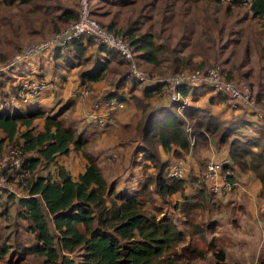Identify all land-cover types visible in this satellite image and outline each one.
Returning a JSON list of instances; mask_svg holds the SVG:
<instances>
[{
    "label": "trees",
    "instance_id": "trees-1",
    "mask_svg": "<svg viewBox=\"0 0 264 264\" xmlns=\"http://www.w3.org/2000/svg\"><path fill=\"white\" fill-rule=\"evenodd\" d=\"M233 3L239 4V1L234 0ZM230 7L231 3H227L225 10L228 12ZM246 8L252 16L264 18V0H251ZM188 9L189 4L184 10ZM106 26L113 29L111 24ZM139 28V17L138 21L135 17L124 28L117 29L129 35L137 60L142 59L159 66L167 63L169 69L177 70L183 58L175 56L180 52L179 48H182L179 47L182 41L172 46L156 40V36L148 30L136 33ZM183 35L184 32L181 38ZM70 43L75 45L78 57L85 56L91 44L106 53L103 58H97L91 67L80 71L79 84H90L102 78L109 56L116 50L84 35ZM213 64L224 70L219 63ZM4 75L14 77L15 74ZM127 76H120L116 87L121 86ZM19 81L10 82L4 91L6 95L17 88ZM199 86L207 85L203 83L190 87L183 84L180 90L182 94L190 91L194 96ZM159 90V83L148 82L141 89L142 95L147 97L157 95ZM214 94L219 95L217 92ZM104 95L126 99L116 88ZM17 103H12L11 107L0 104V152L6 147H17L22 154L20 166L15 168L20 176H7L14 179L25 193L15 196L9 192L6 195L17 203L16 215L26 220L25 227L34 238L31 244L21 247L20 253L42 255L43 264H175L174 248L179 242L185 241L186 232L171 214L154 203L152 191L166 202L170 201V195L178 192L179 198L172 202V211L182 213V221L190 223L194 231L202 230L199 223L190 218L193 207L200 204L197 201L199 199H190L185 194L184 175H166L167 159L159 156L160 147L176 156L188 149L189 139L184 119L166 105L150 107L138 126L141 142L134 150L142 151L146 159L142 167L148 161L155 164L152 181L151 177H146L139 187L116 188L114 180L107 181L97 156L87 147L88 136L83 128L65 122L60 116L61 112L40 106L24 108L21 107L24 102ZM181 111L193 120L195 143L207 141L210 134H217L216 142L228 145L232 166L240 171L251 170L260 180V191L264 196V142L257 137L240 138L232 135L233 128L223 124L221 119L203 107L187 104ZM37 119H41L39 126ZM260 119H264V116ZM174 143L177 147L173 146ZM72 147L80 149L86 159L84 169L75 177L58 161V156L68 153ZM24 171L27 173L23 174ZM228 178L233 180V174H229ZM150 182L154 183L153 187H149L152 186ZM201 187H205L204 184ZM144 191L150 197L152 208L142 205L144 199L140 198V194ZM200 191L203 194L201 196L207 198L209 194L202 188ZM213 222L207 223L210 225ZM6 251L7 244H1L0 257ZM214 255V264H237L224 259L225 251L222 248L214 251ZM261 263L264 264V260Z\"/></svg>",
    "mask_w": 264,
    "mask_h": 264
},
{
    "label": "rangeland",
    "instance_id": "rangeland-1",
    "mask_svg": "<svg viewBox=\"0 0 264 264\" xmlns=\"http://www.w3.org/2000/svg\"><path fill=\"white\" fill-rule=\"evenodd\" d=\"M122 1L124 4L127 2V4L124 5V7L118 6L114 10L116 11V13L119 12L120 15H124V13L125 15L121 18L115 16V19H120V21L114 26L112 25L113 29H109L115 33L129 36L128 34L122 33V31H117V29L124 28L129 23V21H131L135 17L138 21V17L141 16L140 23L142 24L143 22V24L146 23V25H140V28L136 31V33L144 30H152L156 33V40L164 41L165 43L172 44V46L176 45L178 41H182L183 43H179V47L181 46L182 48H179L177 45V47L180 49V52H178L175 57L180 56L183 58V60L181 61V63H179V68L174 71H178L184 68L205 67L213 63H219L221 66H223V71L227 75L245 77L241 72H239V74L232 73L233 67H237L238 69H240V71L243 72L249 67V63L253 62L252 56H260L264 53V42L261 43L255 41L254 44L250 45V47L248 48L244 59L242 58V46L244 44V41H247L248 39L246 38L247 35L253 34L255 36L253 38L257 41H259V39L261 38H264V29L255 30L254 26L256 22L261 20L252 18L251 14L248 15L250 17L246 16L243 20L240 18L242 13L247 14V8L245 4L235 3L236 5H234L232 2L234 0H221L220 2H217L215 0H211L210 2H207L206 0ZM227 3H231L232 9L228 14L225 13V6ZM188 4L189 9L185 12L184 9H186V6ZM17 13V4L15 1L0 0V59L2 60L10 58L15 52L20 51L23 47L28 46L35 41H38L39 39L52 32L46 31L47 33L45 32L42 34L36 32L32 35L25 34L23 31V27L17 28L19 26L17 23ZM94 16L102 24L107 25V22L103 20V18H99L96 15ZM238 17L240 20L235 21L234 19ZM243 23H246L247 26L243 29L244 31L242 33L239 32L241 34L240 36L232 29L238 28ZM183 32L185 33V35H183V38H181ZM244 33L245 35H243ZM237 36L238 38H243L238 39L236 38ZM234 39H236L237 41H234ZM91 45H94V47H96L95 44ZM91 45L89 49L92 51L89 54L90 58L88 59V64L93 63L97 60V58H101L96 54L94 47ZM112 59L114 61L108 62L107 69L103 74L105 82H108V87L105 90L97 92L95 88L90 84L94 92L85 97L93 95L91 97V101L93 102L99 94L103 95L106 93V91L113 90L115 88L125 95L126 99L123 100L124 102H126L125 107L129 109V120L131 121V123H127L126 125L122 124L121 131L119 130L120 132H114V135H111L110 133V135L114 136V138L108 137L107 140H104L105 136L100 130V128L102 127L95 125L92 121L89 122V119H87L86 117L85 119H83L84 117H82L81 115H74L71 112L72 108L75 107L72 98H84L77 97L71 94V91L76 85H79V82L78 84L76 83L73 87H71L70 91L68 92V94L66 93L65 96L61 94L54 95L52 99L46 102V105L49 106L48 104H50V110L52 111L61 112L60 116L63 120H65V122L76 125L79 128H83L85 135L88 136L87 147L90 151H95V149H97L100 152L99 156L101 157L98 161L102 162L103 160H105V162L109 164V166L107 164L105 165L104 172L108 177L113 178L116 188H119V186H126L124 188H127V186L129 187L131 184H133V187L130 188L132 189L135 187H139L146 177H151L150 179L152 181V176L154 175L156 169L155 164L149 161L142 167V164L146 161V159L143 158L142 151L136 152L134 150L135 146L141 142L138 132V126L139 124H141L140 121L142 122L147 111H149L152 101H158V103L162 101L161 103H164L165 105L176 111L182 119L183 113L181 112V109L179 107L175 105L172 106L171 103H169L170 100H168V93L163 89H160L159 93L157 95H154L155 97H152V99H150V102L148 101L145 103V98L141 94V89L145 82H140L139 80L127 74L128 65L126 61L122 60L120 54H118L116 51L112 53ZM137 61L149 77L174 72L173 70L168 68L167 63L161 64L159 66L142 62L141 59H138ZM64 63H66L65 60ZM83 67L84 65L81 66V68ZM124 74L128 75L126 80L121 86L116 87V81L120 78V76ZM10 82L16 83L17 80L15 77L5 76L4 73H0V102L5 107H11L12 103L19 104L17 103L19 101H16L14 98H12V92L7 95L4 92L6 91L7 87H9L8 85L10 84ZM249 86L253 95L256 96L250 83ZM205 91H210L211 93L216 92L211 86L207 85L197 87L196 94ZM190 94L191 92L189 91V95ZM220 97L223 99V101H225V103L228 102L225 95H220ZM33 101L34 100L32 98L30 101L22 103L21 107L28 108L30 107V105H36ZM258 101L264 109V101ZM138 108L141 109L137 110ZM231 108L241 107L232 106ZM48 109L49 107L46 110ZM133 109L135 112H133ZM141 110L142 114L140 115L141 112L139 111ZM213 114L221 119L219 113ZM138 115H140V117ZM136 117L139 118L137 119V124L135 123L134 129L133 118ZM115 119L116 117H114V120L111 123L104 126V129H106V131L111 127V124L116 123ZM81 120H83V122H81ZM188 120L193 123L191 118H188ZM221 120L223 124L227 121L226 119ZM36 121H38L37 124L39 126L41 123L40 119H37ZM245 128L246 127L241 124L239 129L236 131L237 134L235 133V135L240 138H246L245 135L248 134ZM192 133L193 142L189 143L188 149L183 150L180 155H177L185 159L186 169L183 177L185 178L184 181L188 182L189 185H192L194 181L198 179L199 175L205 168L206 163L210 159L221 158L225 156L230 157L229 153L228 155H225L224 153L228 152V145L224 143L218 144L216 142L217 134H210L207 141L200 140V142L195 143L196 138L194 127H192L190 134L191 136ZM232 135L229 136V138H231ZM256 135L257 133L249 137H257L264 142V127L259 130L258 135ZM110 138L111 140H109ZM121 138L125 140L121 141ZM116 140H119L120 144L122 143L124 150L121 151V147L116 145ZM104 142L109 144L108 147H104V145L106 144H104ZM173 146L177 147V144L174 143ZM6 149H8V147L4 148L3 151H5ZM112 152H115L116 154L113 155ZM208 152L215 153L216 156L209 158V160H206L207 158L205 153ZM159 156L161 157V159H167V165L174 159V157H177L171 151H165L161 147ZM193 159H195V161H193ZM121 163H123L124 165ZM229 165L232 169V159ZM17 173L18 172H16L15 167L7 168L5 170L7 186L3 188H1L0 186V243H6L5 239L9 238L8 242L11 243H6L9 249L10 247L15 246L16 248H19V246H21L18 241L16 242L14 236L15 232L18 229L21 232L23 230V232L27 236L29 234L28 232V234L25 232V222H19L17 216H15L17 203L6 197L7 193L9 192L14 193L15 191L19 193V191H23L18 185H16L15 181H13L14 179L11 180L7 176L8 174H14L15 178H17L18 176H20ZM150 183L152 186L149 187H153L154 183ZM197 184L199 186L196 185L194 187H197V190H200L199 187H201L202 184L199 182ZM205 187L201 188L209 194L206 195L207 198L201 196L199 194L200 192L196 189L193 190L195 191V193L193 194L189 192L188 194L185 193L190 199H199L197 201L200 204L196 207H193L192 214L190 216V218H192V221L199 223V225L201 226L202 230H199L197 232L194 231V228L190 223H184L182 221V213H174L172 211V202L174 200H178V194H176V198H173L170 195V201L166 202L161 197H159V195L152 191V200L154 201V203L157 205H161L165 212L171 214L178 221L179 226L184 228L186 232L185 241L179 242L174 248L173 253L175 264H214V251L218 250L219 248H225L227 253L233 252V247H236L239 243L241 245L240 236L243 235V228L251 230L254 228L252 225V221L249 219V216L246 213L242 214L243 210L241 208H230L229 206L226 207L225 205H227V200L222 195H218L215 192L210 193L213 191H208ZM147 191L148 190H146V192ZM146 192L144 191L142 192V194H140V198L144 199V203L142 205L146 208H152L153 206L150 197ZM2 203H5L8 210V213H5L6 216H2L4 215V213L1 212ZM233 215H237L236 218L240 219V224L238 223L239 220H233ZM240 215H242V217ZM210 221L214 222L210 223L209 225L207 222ZM1 230H3V232ZM22 233L18 234L17 232L16 239L22 237ZM245 235L255 237L257 234L256 231H253L250 233H246ZM28 237L30 238V236ZM249 241L253 240L251 239ZM27 256L28 258L24 262V264L40 263L38 258L33 257V255Z\"/></svg>",
    "mask_w": 264,
    "mask_h": 264
},
{
    "label": "crops",
    "instance_id": "crops-1",
    "mask_svg": "<svg viewBox=\"0 0 264 264\" xmlns=\"http://www.w3.org/2000/svg\"><path fill=\"white\" fill-rule=\"evenodd\" d=\"M9 1V0H8ZM11 1V0H10ZM17 4V23L18 27H23V31L27 35H32L33 33L39 32V34L45 33L46 31H53L55 29L60 28L64 24H66L71 19H74L77 16L78 11V0H15ZM11 3V2H10ZM127 2L124 4L122 0H91L92 10L93 14L98 16L99 18H103L107 22V24H111V26L119 23L120 19H115V16L118 18H121L125 15H120L119 12L116 13L114 9L119 7H124ZM235 5V3H233ZM231 7L229 11H225V13H229L231 11ZM186 12V11H185ZM184 12V14H185ZM250 15V11H247V14H243L240 16V18L243 20L246 16ZM141 17V16H140ZM139 17V22H140ZM250 17V16H248ZM252 18L259 19L261 21H258L254 24L255 30L256 29H264L263 22L264 18L254 17ZM263 19V20H262ZM235 21H239V17L234 19ZM241 20V21H242ZM228 21V20H227ZM17 25V24H16ZM141 26H145L146 23L142 24ZM247 24L243 23L238 28H234L232 30L235 31V33H238L240 36L246 28ZM242 27V28H241ZM144 30V29H143ZM231 30V31H232ZM145 31V30H144ZM151 33L156 36V33L152 30H148ZM46 32V33H47ZM240 32V33H239ZM237 34V35H238ZM245 35V33L243 34ZM239 36V37H240ZM255 37L253 34H249L246 36L247 41H244V44L242 46V58L244 59L245 54L248 51V48L250 45L254 44V42H264V38L259 39L257 41L254 39ZM238 38V36L236 37ZM243 37H240L238 39H241ZM234 41H237L234 39ZM94 47V45H91ZM90 45L87 47L85 56L78 57L75 53V45L73 43H70L60 49H49L47 51H43L40 54L33 55L29 60L21 64V67L14 73V77L16 80L27 77H37L42 76L45 79L49 81V85L42 89L37 96L33 98V102L36 104L34 106H40L44 109L48 110L51 109V105H46V102L53 98L54 95H63L65 96L66 93L70 91L71 87H73L76 83H80V71L82 69H87L92 66V64H88V59L90 58V52L92 50L89 49ZM93 49V48H92ZM94 50L96 51V54L103 58L106 53L102 50H97L94 47ZM87 56V57H86ZM109 56V55H108ZM259 57V58H258ZM109 61L113 62L112 55L109 56ZM64 60L66 63H64ZM142 60V59H141ZM252 63H249V67L245 71H240L237 67H233L232 73H238L241 72L246 79L251 84L256 97L264 101V53L262 55H254L252 56ZM108 61V62H109ZM61 62V63H60ZM142 62L151 64L148 61L142 60ZM225 62V61H224ZM87 63V64H86ZM228 63V62H227ZM84 65L83 68L81 66ZM240 73V74H241ZM90 84L95 88L97 92L105 90L108 87V82H105L104 78H100L95 81H91ZM89 84V85H90ZM107 92V91H106ZM197 92V91H196ZM189 94V92H187ZM142 94V93H141ZM194 96L191 94L190 97V103L192 105L203 107L204 109L208 110L211 113H219L221 116V119H226L227 121L224 123L228 125L229 127L233 128V133L235 135L236 131L239 129L240 125L242 124L247 132L248 135H245V137L253 136V134L258 135L259 130H261L264 127V119L256 118L252 113H250L248 110L243 107L241 108H231L229 107L225 101L220 97V95H215L214 93H211L210 91H205L201 93H194ZM91 96L84 97V98H78L74 99L72 98V101L75 104V107L72 108V113L74 115H81L85 119L86 113L91 110ZM145 98V103L150 102V99H152L153 96H143ZM82 99V100H81ZM159 99V98H158ZM162 102V101H161ZM158 101H152L151 106L154 105H165L164 103H161ZM164 102V101H163ZM61 103V101H60ZM125 104L122 107H119L116 111V123L111 124L110 128L104 129L100 128L102 131V134L105 136L104 140H107L108 137L114 138V135L116 131H121V125H126L127 123H131L129 120L130 114L129 109L125 107ZM32 105H30L31 107ZM150 106V107H151ZM167 106V105H166ZM136 109V108H135ZM141 108H138L139 110ZM52 111V110H50ZM133 112L134 109H133ZM142 114V110L139 111ZM140 115H138L140 117ZM139 117L133 118V127L135 129V123ZM196 117V116H195ZM87 118V117H86ZM41 121V119H40ZM193 121V120H192ZM83 122V120H81ZM110 131V132H109ZM119 131V132H120ZM95 133V132H94ZM111 133V135H110ZM237 134V133H236ZM256 135V136H257ZM95 136V135H94ZM111 138L109 140H111ZM120 140V139H119ZM116 140L115 143L117 146L121 147V151L124 150V147L122 146V143L120 144V141ZM125 140L121 138V141ZM106 142H104L105 144ZM109 144H105L104 147H108ZM97 156V160L101 158L99 156L100 152L95 149V151H92ZM225 155H228V152H224ZM206 154V160H209V158L215 157V153H205ZM202 155V154H201ZM125 158V156H124ZM127 158V157H126ZM59 163L63 164L64 167L72 174V176H76L78 172L84 169L86 159L83 156L80 149L71 148L68 153L61 154L58 156ZM195 161V159H193ZM99 165L101 166V169L103 171V174L108 182L112 181L113 178L108 177L106 173L104 172V167L107 164L105 160L102 162H99ZM123 164V163H121ZM109 166V164H107ZM124 165V164H123ZM194 165V163H193ZM198 168V167H197ZM196 168V169H197ZM232 172H233V178L235 181V184L233 187H231L229 190H226L225 192L218 195H222L227 200L226 207L230 208H241L243 210V213H246L249 216V219L252 221L253 228L246 229L243 228L242 232L243 235L240 236L241 239V245L240 243L233 247V252L227 253L226 249L225 251V257L224 259L227 261H235L237 264H262L261 260H264V196L261 194V182L260 180L254 176L253 172L251 170L249 171H239L235 166H232ZM111 178V179H110ZM197 179V178H196ZM197 180L194 181L192 185H189L188 182L185 181L184 183V192L188 194L195 193L193 190H197V187H194L198 185L196 183ZM219 183H221V180L218 179ZM199 186V185H198ZM126 186H119V188H124ZM133 187V184H131L128 189ZM206 190L209 191L208 187H205ZM201 189V187H199ZM200 195H203L200 190ZM16 195H22L25 192L19 191L15 192ZM176 194H178L177 198H179V193L175 192L172 194L173 198H176ZM17 209V207H16ZM1 212L4 213L2 216H6L5 213H8L7 207L5 203H2ZM15 216L16 210H15ZM242 217V215H240ZM233 220H239L236 218L237 215H233ZM18 221H24V229L25 232L30 236V238L23 232L18 229L15 232V240L16 242L21 244L19 248L10 247V249L7 246V251L3 254V256L0 257V264H24V262L27 260V255H33V257L38 258L39 264H43L42 259L43 256L39 254H33V253H24L21 254L20 250L21 247L24 245H29L34 241L33 234L30 233L25 225L26 220L22 219L17 216ZM3 232V230H1ZM256 231V236L250 237L249 235H245L246 233H250ZM18 234H23L22 237H17ZM245 233V234H244ZM1 238V237H0ZM21 238V239H20ZM253 241H249V240ZM9 238L5 239V242L7 244H10L11 242H8ZM4 241V240H3ZM4 244L3 242L0 243ZM9 249V251H8Z\"/></svg>",
    "mask_w": 264,
    "mask_h": 264
},
{
    "label": "built area",
    "instance_id": "built-area-1",
    "mask_svg": "<svg viewBox=\"0 0 264 264\" xmlns=\"http://www.w3.org/2000/svg\"><path fill=\"white\" fill-rule=\"evenodd\" d=\"M239 4L250 5L251 0H238ZM233 2V1H232ZM84 35L90 36L95 42L104 43L108 47L115 49L126 61L128 65V75L135 77L141 82L159 83L160 89L168 93V100L171 105L180 109L190 103L189 94H182L180 86L183 84L198 85L206 84L213 88L219 95L227 97L229 107L243 106L257 118L264 116V109L259 104L256 96L253 95L248 80L243 76H229L218 65L210 64L205 67L184 68L178 71L149 77L137 61L134 44L128 36L118 34L102 24L93 14L91 0H78L77 16L68 21L61 28L52 31L45 37L34 43L23 47L15 52L8 59H0V73H16L21 64L29 60L33 55L40 54L49 49H60L66 46L73 39ZM18 86L11 93L16 101L27 102L38 95V93L49 85V81L44 77L21 78ZM94 92L91 85L81 83L76 85L71 94L77 97H85ZM125 104L124 100L116 95H98L92 102L91 110L86 113L87 119L94 121L97 126L104 128L114 120L115 113L119 107ZM182 112V111H181ZM185 129L187 131L189 143L193 142L191 130L193 123L183 113ZM115 155V152H112ZM21 151L16 147L0 152V186H7L5 170L11 167H19L21 161ZM231 157L210 159L197 182L208 187L209 191L223 193L235 184L234 178L230 180L229 174H233L229 163ZM227 164V165H225ZM186 169L183 157H174L166 169L167 176L182 177ZM27 172L24 171L23 174ZM218 179L221 180L219 183Z\"/></svg>",
    "mask_w": 264,
    "mask_h": 264
}]
</instances>
